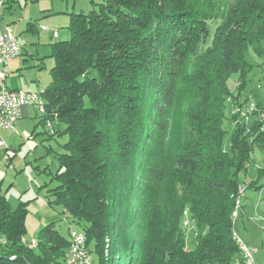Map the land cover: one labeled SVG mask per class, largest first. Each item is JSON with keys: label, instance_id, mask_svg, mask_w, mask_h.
Wrapping results in <instances>:
<instances>
[{"label": "trees", "instance_id": "trees-1", "mask_svg": "<svg viewBox=\"0 0 264 264\" xmlns=\"http://www.w3.org/2000/svg\"><path fill=\"white\" fill-rule=\"evenodd\" d=\"M228 1L212 34L217 0H91L52 45L39 125L68 140L47 202L82 227L94 264L243 261L235 208L240 175L264 152L263 107L251 126L234 111L229 150L222 123L229 79L243 89L247 51L261 54L264 0ZM12 208L0 189V264H68L70 232L48 225L30 249L23 203Z\"/></svg>", "mask_w": 264, "mask_h": 264}, {"label": "rangeland", "instance_id": "rangeland-1", "mask_svg": "<svg viewBox=\"0 0 264 264\" xmlns=\"http://www.w3.org/2000/svg\"><path fill=\"white\" fill-rule=\"evenodd\" d=\"M98 1L104 2V0ZM217 2L218 22L211 25L212 34L226 16L230 6V1L228 0H217ZM61 35V39H63V31H61ZM260 50L261 54H258L251 47L245 55L249 67L245 74V85L243 89H240L239 74H233L229 79L228 86L235 100L226 102L225 118L222 123V128L226 131L224 141L226 150L230 148L235 131L233 112L241 110L240 119L242 120L244 114L250 107L257 105L264 106V40L260 42ZM49 76L50 81H52L50 73ZM37 115L39 118L40 115ZM255 120V117L250 114L246 123L251 126ZM62 127L64 128V126ZM45 129L39 126L36 133L25 138L22 147L23 151L21 154H18L20 161H15L11 165L5 163L3 166H0V186L2 187L3 193L13 184L18 188L11 190L14 193V202L12 204L14 208L12 209L18 208L23 203V207L26 210V233L24 236L26 241L37 240L40 231L48 225H53L61 235L67 238H69V232L71 230L82 231V227L77 223L69 222L71 220L70 216L69 214H64V208L62 206L53 205L50 207L47 202V196L50 190L59 185V182L55 178L60 169L58 155L64 152L63 145L67 142L68 138L66 135H58L51 138L49 133H44ZM13 155L11 153V156ZM263 158L264 152L262 149H256L251 156L247 171L240 175L241 187L246 183L252 182H257V185L260 187L259 189L247 188L242 203H253L252 196L259 193L262 187H264V172H262L264 169ZM246 210L249 212L244 219L241 209L238 211L239 219L238 221L235 220L234 224L243 233H246L245 228L248 229L251 245H256V247L250 246L249 248L258 252L254 253L256 263L264 264V236L262 234L264 213H257L253 204L251 208L247 207ZM187 228V247L193 250L196 248L197 242L195 239V231H192L191 227Z\"/></svg>", "mask_w": 264, "mask_h": 264}, {"label": "crops", "instance_id": "crops-1", "mask_svg": "<svg viewBox=\"0 0 264 264\" xmlns=\"http://www.w3.org/2000/svg\"><path fill=\"white\" fill-rule=\"evenodd\" d=\"M1 1L3 6L0 7V35L11 27L23 46V54L9 62L8 74L2 85L9 90L42 93L51 83L49 73L54 66V59L51 56L52 45L70 38L68 30L70 14L88 13L93 9V4L91 0ZM61 31L64 33L63 39H61ZM37 114L34 106H25L22 108V118L16 124V131H0V139L3 142L0 144V166L20 161L18 154L23 151V141L27 136L36 133L40 126ZM11 153L14 155L11 156ZM0 189L3 192L1 186ZM12 189L18 188L13 184L8 187L9 191L4 192L11 206L14 202ZM252 197L253 203H242L243 219L249 212L246 210L247 207L251 208L252 204L257 213H264V187ZM238 219L237 214L235 220L238 221ZM234 226L235 235L239 240H242L248 247H256L255 244L251 245L248 229L245 228L246 233H243L237 229L236 224ZM255 253L258 252L255 250Z\"/></svg>", "mask_w": 264, "mask_h": 264}, {"label": "built area", "instance_id": "built-area-1", "mask_svg": "<svg viewBox=\"0 0 264 264\" xmlns=\"http://www.w3.org/2000/svg\"><path fill=\"white\" fill-rule=\"evenodd\" d=\"M3 2L0 0V7ZM57 34V33H56ZM57 36V35H56ZM23 54V46L15 35L11 27L6 29V32L0 35V131L9 130L16 131V124L22 118V108L25 106H34L40 116L47 115L46 101L41 93L9 90L2 85L8 74L9 62L20 57ZM257 110V106H252L246 111L244 117L248 116ZM239 112V111H236ZM235 113V112H233ZM241 113V111H240ZM260 122L264 129V108L259 115ZM56 123L47 122V128L51 133H54V126ZM0 144H3L0 139ZM245 187L240 189L239 197L236 201L235 216L242 207L243 195ZM262 234L264 236V226L262 227ZM237 237V236H236ZM71 244L68 251V264H94L92 254L87 248V239L84 233L75 230L70 231ZM23 243L30 249L37 247V240L26 241L23 238ZM239 248L243 256L242 262L237 264H257L254 253L242 240L237 237Z\"/></svg>", "mask_w": 264, "mask_h": 264}]
</instances>
